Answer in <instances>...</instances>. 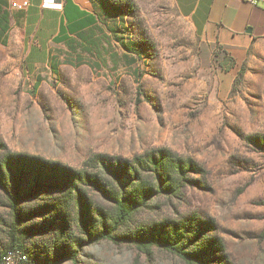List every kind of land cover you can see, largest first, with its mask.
<instances>
[{"label": "rangeland", "instance_id": "obj_1", "mask_svg": "<svg viewBox=\"0 0 264 264\" xmlns=\"http://www.w3.org/2000/svg\"><path fill=\"white\" fill-rule=\"evenodd\" d=\"M90 1L100 26L65 56L56 46L48 59L27 55L19 40L0 45V143L75 170L94 155L132 161L168 149L191 158L205 169L192 175L200 187L187 188L183 201L160 199L135 222L197 214L215 221L211 234L233 264H264V150L246 141L264 138V42L228 76L232 58L200 39L171 0ZM44 203L21 208L29 218ZM45 220L23 222L13 240L9 210L0 207V254L21 250L32 264H51L62 252L76 258L55 264H184L76 228L28 229Z\"/></svg>", "mask_w": 264, "mask_h": 264}, {"label": "trees", "instance_id": "obj_2", "mask_svg": "<svg viewBox=\"0 0 264 264\" xmlns=\"http://www.w3.org/2000/svg\"><path fill=\"white\" fill-rule=\"evenodd\" d=\"M0 27L3 32L9 29L1 8ZM246 141L264 150V138L249 136ZM192 175H205V169L168 149L152 150L132 161L94 155L82 170H75L12 153L0 143V207L9 210L11 239L22 231L23 222L42 215L47 223L28 227L36 234L58 227L63 235L76 228L93 241L129 244L146 256L162 250L184 264H233L224 241L211 234L214 220L175 210L174 216L135 222L160 199L183 201L187 188L200 187L201 181ZM28 201L45 203L27 218L21 204ZM75 258L62 252L51 264Z\"/></svg>", "mask_w": 264, "mask_h": 264}, {"label": "crops", "instance_id": "obj_3", "mask_svg": "<svg viewBox=\"0 0 264 264\" xmlns=\"http://www.w3.org/2000/svg\"><path fill=\"white\" fill-rule=\"evenodd\" d=\"M171 1L200 39L232 58L228 76L241 70L251 50L264 42V5L252 6L241 0ZM29 2L26 11H17L10 8L11 0H0L9 25L7 32L0 27L1 46H12L19 40L27 48V55L38 53L49 59L56 46L64 49L65 56V52L89 42L100 26L90 0Z\"/></svg>", "mask_w": 264, "mask_h": 264}, {"label": "built area", "instance_id": "obj_4", "mask_svg": "<svg viewBox=\"0 0 264 264\" xmlns=\"http://www.w3.org/2000/svg\"><path fill=\"white\" fill-rule=\"evenodd\" d=\"M252 6L264 5V0H241ZM30 7L29 0H11L10 8L17 11H26ZM0 264H32L29 255L21 250H12L0 254Z\"/></svg>", "mask_w": 264, "mask_h": 264}]
</instances>
